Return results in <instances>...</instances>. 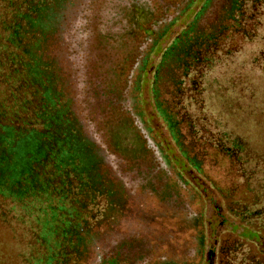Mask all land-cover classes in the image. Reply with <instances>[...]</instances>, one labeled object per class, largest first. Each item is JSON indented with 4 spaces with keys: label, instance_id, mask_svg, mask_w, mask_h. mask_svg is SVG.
Instances as JSON below:
<instances>
[{
    "label": "trees",
    "instance_id": "obj_1",
    "mask_svg": "<svg viewBox=\"0 0 264 264\" xmlns=\"http://www.w3.org/2000/svg\"><path fill=\"white\" fill-rule=\"evenodd\" d=\"M72 2L0 0L6 261L264 264V0L166 1L114 99L146 140V160L134 162L99 158L97 140L71 124L77 116L52 38ZM147 71L162 142L137 105ZM62 121L69 124H53ZM209 205L220 228L211 242Z\"/></svg>",
    "mask_w": 264,
    "mask_h": 264
},
{
    "label": "rangeland",
    "instance_id": "obj_2",
    "mask_svg": "<svg viewBox=\"0 0 264 264\" xmlns=\"http://www.w3.org/2000/svg\"><path fill=\"white\" fill-rule=\"evenodd\" d=\"M170 0H144V13H131L126 7L127 19L125 26H121L122 20L118 17L116 23H109L105 32L101 37V50L99 51L98 66L100 70L99 88L103 97V106L97 107V119L100 125V130L103 131L104 139L112 151L121 159L132 160L144 159L146 160L148 150L143 139L144 135L140 130L137 120L131 119L130 115L125 112L120 106L114 103V99L118 94L125 90L128 84V76L130 70L135 63L138 55V46L144 37L149 33L150 28L155 25L159 19L162 11V6ZM123 2H119L117 15L125 11V7L120 6ZM122 8V9H121ZM195 9V8H194ZM194 9L190 10L188 14L174 24L171 34L164 38L158 45L157 50L152 54L150 62L159 57L161 49L171 39L173 33L179 30L193 14ZM135 14V15H134ZM126 15V13H125ZM132 21L134 23H132ZM144 23V32L137 26ZM112 29L111 27H114ZM123 27V28H122ZM151 72L147 71L143 74L138 92V109L142 114V119L147 122L152 133L157 140L162 142L161 128L156 123L155 112L152 102L150 90ZM165 135V134H164ZM166 137V136H165ZM169 150L174 153L173 147L170 145ZM181 162V160H180ZM179 164H176V166ZM205 219L208 220V242H211L212 235L216 229H220L217 217L213 207L210 205L206 208ZM235 231L247 239L252 238V233L246 228H238ZM8 239L7 233L0 229V264H9L6 261L4 252L9 250L5 243Z\"/></svg>",
    "mask_w": 264,
    "mask_h": 264
},
{
    "label": "flooded vegetation",
    "instance_id": "obj_3",
    "mask_svg": "<svg viewBox=\"0 0 264 264\" xmlns=\"http://www.w3.org/2000/svg\"><path fill=\"white\" fill-rule=\"evenodd\" d=\"M120 1L123 2L120 6L125 7V11L117 15ZM126 7L131 13L139 10L144 13V0H73L65 8L66 14L52 38L59 45L60 52L62 51L64 62L58 57L57 67L64 77L67 88L65 92L72 99L77 116V120L71 124H79L86 135L97 140V156L105 160L114 152L107 145L98 125L96 110L103 106L104 101L99 88L100 70L97 57L106 26L109 23L115 24L119 16L122 20L121 26H125L127 19L122 15L127 16ZM137 27L144 32V23ZM111 28L115 29V26ZM53 124L69 123L62 121ZM112 171L116 174V171Z\"/></svg>",
    "mask_w": 264,
    "mask_h": 264
}]
</instances>
